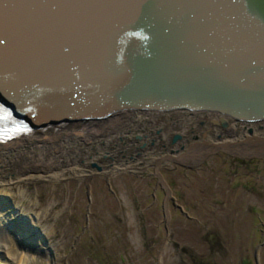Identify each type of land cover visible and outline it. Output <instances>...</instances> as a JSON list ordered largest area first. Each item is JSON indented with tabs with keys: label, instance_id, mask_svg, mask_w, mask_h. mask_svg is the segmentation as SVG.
<instances>
[{
	"label": "water",
	"instance_id": "obj_1",
	"mask_svg": "<svg viewBox=\"0 0 264 264\" xmlns=\"http://www.w3.org/2000/svg\"><path fill=\"white\" fill-rule=\"evenodd\" d=\"M126 109L264 120V0H0V126Z\"/></svg>",
	"mask_w": 264,
	"mask_h": 264
},
{
	"label": "rangeland",
	"instance_id": "obj_2",
	"mask_svg": "<svg viewBox=\"0 0 264 264\" xmlns=\"http://www.w3.org/2000/svg\"><path fill=\"white\" fill-rule=\"evenodd\" d=\"M240 133L237 176H226L229 155L209 156L206 163L212 166L226 159L222 172L214 173L223 184L209 192L201 184L193 195H164L149 174L125 170L105 175L108 170L95 173L88 165L74 164L73 169L70 161L47 176L38 153H12L15 171L6 179L12 177L13 183L6 188L13 200L0 199V206L23 205L29 229L37 226L28 239L20 228L18 250L26 253L28 264H264V134L258 131L247 142ZM5 161L1 158L0 165ZM146 165L151 171L150 162ZM158 172L170 188L178 183L171 173ZM26 175L31 179L16 182ZM227 180L231 191L224 186Z\"/></svg>",
	"mask_w": 264,
	"mask_h": 264
},
{
	"label": "bare ground",
	"instance_id": "obj_3",
	"mask_svg": "<svg viewBox=\"0 0 264 264\" xmlns=\"http://www.w3.org/2000/svg\"><path fill=\"white\" fill-rule=\"evenodd\" d=\"M218 116V113L207 110L199 111L172 109L168 111L146 110L141 111L140 113H129L128 121L115 120L112 123L106 122V124L102 125L98 121L105 122L108 119V116H106L105 119H100L98 121L94 120L92 122L91 119L74 121H47L46 125L41 128H34L33 130L31 129L26 133V135L25 133H22L23 135H20L22 137L15 138L17 140L15 143L10 145V142L7 143V146H0H6L4 149H0V159H6V161L0 165V188L2 189V192H0V199L9 203L11 201L10 197L13 200V197L9 195V188H6V186L13 183L11 181L12 177L6 179V176H9L10 173H14L15 171V165H12V162L9 161L11 160L12 153L19 152L21 155H26V157H30L29 155L32 152L38 153L40 159H42L38 160V162L41 166H43V169H46L44 171L47 173V176H53L54 173L48 174L51 169L57 167L59 168L61 167V163H64L65 165L69 161L73 162L71 163V168L76 169L75 167H72L74 164L76 166H87L90 162L94 160L96 162L100 158L104 160L105 163L104 165L99 166L104 168L109 167L107 165L109 164L107 161L113 159L115 156L113 146L118 144V141L115 142L114 139L118 138L121 140L118 145L123 147L121 149L122 154L129 155L128 153L132 151V154L129 156H133V152L139 147L136 146L133 148L132 146H134L135 143L142 142L140 145H143L150 143L151 140L156 143L159 141L158 134H162V137H168L166 133H171L174 131L180 132L183 135L184 129H187L188 122L191 121V118H217ZM137 118H139L138 121H136ZM162 119L163 127L159 128L158 126H160L159 123ZM144 121L155 122V125H158H154V127H158V134L156 135V130L154 131L152 128H149V125L146 123H144L142 127L138 126L140 122ZM49 124L52 126H48ZM61 124L66 125L60 129ZM123 124H125L127 130L126 133H122L125 128H122ZM237 124L240 123L238 122ZM53 125L58 126L53 127ZM263 125L264 120L240 124V126L243 128V132H247L248 128L251 129V136L254 135L252 133L253 128L258 126L261 127ZM172 126L175 128L177 127L176 129L178 130L173 129ZM230 126H233V124L230 123ZM144 127L146 128L145 130ZM165 127L168 129H165ZM126 136L128 137L127 139H120ZM248 138L250 137L246 136L245 139ZM123 140L124 142H122ZM110 141L113 142L111 146L108 144ZM42 155L43 157L48 158L44 159L42 158ZM50 158L54 159L53 163H51L49 160ZM79 176L82 177L81 175ZM31 177L32 176L30 175H26L23 178H18L16 182L28 181L31 179ZM0 209H2L0 210V264H28V257L26 253L20 252V250H18V244H21V241H18L20 236L17 238V234L12 233L11 226L12 224L17 223L22 225L20 228L23 230L25 229V231L21 230L22 232H25L22 238L32 237L34 233L32 234L31 232H37V226L35 225L36 227L34 226L33 229H29L31 228V225L26 220L25 209L23 205L12 203L10 207L3 209L2 206H0Z\"/></svg>",
	"mask_w": 264,
	"mask_h": 264
},
{
	"label": "flooded vegetation",
	"instance_id": "obj_4",
	"mask_svg": "<svg viewBox=\"0 0 264 264\" xmlns=\"http://www.w3.org/2000/svg\"><path fill=\"white\" fill-rule=\"evenodd\" d=\"M209 118H191V121L188 122L187 130L183 132V135L180 133L172 134L166 138V136L159 138L153 145V141L150 143L140 145L136 151L133 152V156H128L126 161H131L133 158L142 157L143 161H140V165L136 166L132 174L135 172H140L142 174H149L151 176L156 177V181L162 187L161 192L164 195L173 194L176 191L178 195H193L194 188L201 186H205L203 192L206 190L209 192L213 188L216 189L217 186H221L223 183L216 180L217 172H222L223 166L226 162V159H221L219 166H212L206 163V158L209 156H217L219 154H225L226 156H230L227 164L229 169L226 172V176H229L230 179L236 177L238 174V170L241 167V146L240 141L236 140L237 134L239 132H243V128L238 122H234L233 126H222L218 123L216 126H210L208 122ZM258 131H261L264 134V125L253 128L252 133L257 134ZM251 134V132H250ZM177 135L178 137L172 140V137ZM200 137L195 140L192 137ZM254 136V135H253ZM245 139L247 142L250 140H255L254 138ZM229 137L233 139V141L227 142H208V139L217 138L222 140H228ZM146 147L150 154L152 152H156L154 156H148L146 153L141 152V150ZM138 154V155H137ZM142 154V155H139ZM158 154L160 156L158 157ZM248 154V153H247ZM138 156V157H137ZM150 162L151 171H149L148 165L142 166V163ZM168 166H167V165ZM103 165V164H101ZM162 169L166 173H171L172 176H175L172 181H177V184H173L174 188H170L167 184L166 179L163 177L162 173H159L162 177V181L158 179L155 173V169L158 171ZM101 169V167H100ZM216 175H215V174ZM187 179V181H185ZM196 179V183L193 180ZM224 186L227 187V190L231 189V180L227 183H224ZM154 192V191H153ZM151 192V195L154 193ZM199 193H202L201 189H199Z\"/></svg>",
	"mask_w": 264,
	"mask_h": 264
},
{
	"label": "clouds",
	"instance_id": "obj_5",
	"mask_svg": "<svg viewBox=\"0 0 264 264\" xmlns=\"http://www.w3.org/2000/svg\"><path fill=\"white\" fill-rule=\"evenodd\" d=\"M145 39H147V37H145Z\"/></svg>",
	"mask_w": 264,
	"mask_h": 264
}]
</instances>
